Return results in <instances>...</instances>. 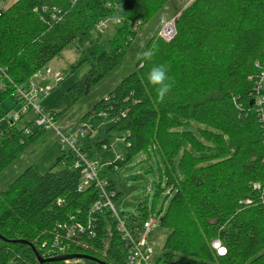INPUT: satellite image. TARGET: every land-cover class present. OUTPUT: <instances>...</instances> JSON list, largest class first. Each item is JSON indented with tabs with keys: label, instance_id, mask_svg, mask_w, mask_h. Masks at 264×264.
Wrapping results in <instances>:
<instances>
[{
	"label": "trees",
	"instance_id": "trees-1",
	"mask_svg": "<svg viewBox=\"0 0 264 264\" xmlns=\"http://www.w3.org/2000/svg\"><path fill=\"white\" fill-rule=\"evenodd\" d=\"M166 13L175 16L169 42L155 30ZM109 18L118 19L113 53L100 45L97 29ZM70 47L81 59L74 68L87 63L90 69L67 90L66 108L50 113L55 121L87 95L88 85L104 87L124 68L122 80L107 86L81 118L103 125L78 144L90 161L104 165L100 178L115 193V205L127 194L118 176L126 162L149 147L163 160L175 194L161 220L169 235L157 264H264V190L254 187L264 183V108L257 105L264 0H195L184 8L176 0H18L0 11V105ZM159 65L171 84L162 101L159 86L147 78ZM25 116L0 134V179L47 132L34 121L21 126ZM113 135L125 142V159L112 153ZM76 157L63 150L46 174L30 165L0 187V235L7 240L0 239V264H39L30 246L13 241L30 243L46 259L84 254L126 264L113 214L92 210L99 191H79ZM60 164L65 168L58 170ZM148 203L149 196L134 214H121L131 232L142 230L154 211ZM78 224L84 233L68 242L67 229ZM58 240L70 245L65 254L56 251ZM214 242L226 248L225 256Z\"/></svg>",
	"mask_w": 264,
	"mask_h": 264
},
{
	"label": "rangeland",
	"instance_id": "rangeland-1",
	"mask_svg": "<svg viewBox=\"0 0 264 264\" xmlns=\"http://www.w3.org/2000/svg\"><path fill=\"white\" fill-rule=\"evenodd\" d=\"M194 1L195 0H176L177 5L182 8ZM174 18L175 16L170 13L164 14L155 30L160 31L165 23ZM117 21L118 19L116 18H109L103 21L107 27L101 31L103 38L100 45L110 53L114 52L110 42L115 34V23ZM153 33L154 32H151L150 36H152ZM143 37V41L147 40V35H143ZM80 60L77 47H70L64 50L60 57L50 63L47 69L40 71L41 76L38 82L44 87L48 85L54 87L53 91L41 100V107L46 115H49L51 112H62L67 106L64 98L67 90L75 83L84 81L90 66L84 63L80 67L74 68ZM134 64L135 63H130L127 65L129 71L134 68ZM123 69L124 68L112 77L104 87L93 88L88 85L87 95L55 122L57 128L66 133H75L77 128L87 124L90 126L91 130L97 129L98 131L103 124L92 123L91 119L81 122V118L92 110L93 105L99 98L103 97L104 90L107 89V86L113 87L116 82L119 83L122 80ZM31 80L32 79H30L29 82ZM260 96L261 98L264 97V90L260 91ZM18 101V95L11 94L7 96L0 105V134L10 127L13 120H15V115L20 113L22 106H17ZM35 118V113L30 112L22 119L20 125L25 126L34 121ZM120 137V135L112 136V153L115 155L116 159H125V142L120 139ZM66 152H69L68 148ZM62 154L63 146L57 138V135L53 131L45 132V134L27 150L19 162L0 179V187L6 188L16 176L20 175L25 168L30 165H33L40 175L46 174L56 164L57 159ZM63 168H65L64 164L58 166V170H62ZM118 176L124 190L127 191L125 198L118 207V211L121 214H134L138 203L145 201L149 196V208L150 210L154 208L152 214H149V219H153L157 222L149 235V243L156 256H160L165 240L169 235V230L162 225L161 220L169 206L171 197L175 194L174 191L173 194L170 195L171 188H169L166 183L165 166L161 156L158 152H155L149 147L147 150L137 153L130 161L126 162L124 167L118 171ZM61 264L96 263L77 259Z\"/></svg>",
	"mask_w": 264,
	"mask_h": 264
},
{
	"label": "built area",
	"instance_id": "built-area-1",
	"mask_svg": "<svg viewBox=\"0 0 264 264\" xmlns=\"http://www.w3.org/2000/svg\"><path fill=\"white\" fill-rule=\"evenodd\" d=\"M106 27L107 25L102 21L97 26V29L101 32ZM175 35V19L165 23L163 28L159 31V36L167 42L171 41ZM40 76L41 72H38L34 75L27 87L18 88L17 95L19 97V101L17 106L21 105L22 109L20 113L15 115L13 123L18 122L23 116L28 115L30 112H34L36 115V118L34 119V127L44 129L45 131H53L62 144L63 150L65 151L68 148L76 154L77 157L74 161L73 167L75 169H80L82 172V181L79 186V191L83 192L93 186L99 191L100 201L93 205L92 210L99 211L102 208H105L113 214V217L118 223V229L122 232L125 241V250L127 253L126 264H157L156 254L149 243V235L156 226L157 222L153 219L146 220L142 230L137 233H133L128 229L126 218L121 215L118 211V207L113 201L115 193L108 191L107 181L100 178V171L104 165H101L96 161H90L78 147L80 141L85 139L88 135L90 126L84 124L77 128L75 133H66L58 129L55 125L56 121L53 119L51 114L46 115L41 107V100L53 91L54 87L50 85L46 87L42 86V84L38 82ZM257 89V105L260 108H264V97L261 98L260 96V91L264 90V69L262 70L257 83ZM26 133L29 134L30 130H27ZM254 187L259 191L264 190V183H257ZM84 231L85 228L82 224H78L77 227H69L67 229L65 239L68 242H71L78 232L84 233ZM57 247V252L65 254V250H67L70 245H61L60 240H58ZM212 247L216 250L219 256H225L227 253L226 248L223 247L220 242H214ZM221 249L224 250L223 254H221Z\"/></svg>",
	"mask_w": 264,
	"mask_h": 264
},
{
	"label": "clouds",
	"instance_id": "clouds-1",
	"mask_svg": "<svg viewBox=\"0 0 264 264\" xmlns=\"http://www.w3.org/2000/svg\"><path fill=\"white\" fill-rule=\"evenodd\" d=\"M118 22V21H117ZM145 57L150 58L152 56L151 52H145L143 54ZM148 81L152 85H157L159 87L156 88V92L158 98L162 101L165 95L170 91L171 84L166 83L168 80L167 68L165 65H159L154 67L148 74Z\"/></svg>",
	"mask_w": 264,
	"mask_h": 264
},
{
	"label": "water",
	"instance_id": "water-1",
	"mask_svg": "<svg viewBox=\"0 0 264 264\" xmlns=\"http://www.w3.org/2000/svg\"><path fill=\"white\" fill-rule=\"evenodd\" d=\"M0 239H2L3 241H7L1 235H0ZM13 242L15 244H25V245L30 246L31 249L33 250L39 264H54V263L67 262L70 260H77V259L91 261V262H94L96 264H106L104 261H102L100 259H97V258L89 256V255H84V254L59 255L56 257H51V258L46 259V258H43L42 256H40V254L36 251V249L30 243H28L26 241H13Z\"/></svg>",
	"mask_w": 264,
	"mask_h": 264
},
{
	"label": "crops",
	"instance_id": "crops-1",
	"mask_svg": "<svg viewBox=\"0 0 264 264\" xmlns=\"http://www.w3.org/2000/svg\"><path fill=\"white\" fill-rule=\"evenodd\" d=\"M18 0H0V11H4L11 7Z\"/></svg>",
	"mask_w": 264,
	"mask_h": 264
},
{
	"label": "snow or ice",
	"instance_id": "snow-or-ice-1",
	"mask_svg": "<svg viewBox=\"0 0 264 264\" xmlns=\"http://www.w3.org/2000/svg\"><path fill=\"white\" fill-rule=\"evenodd\" d=\"M224 253V250L223 249H221V254H223Z\"/></svg>",
	"mask_w": 264,
	"mask_h": 264
}]
</instances>
